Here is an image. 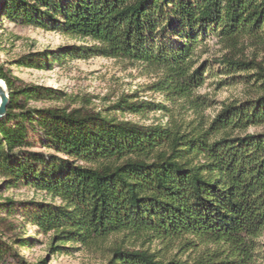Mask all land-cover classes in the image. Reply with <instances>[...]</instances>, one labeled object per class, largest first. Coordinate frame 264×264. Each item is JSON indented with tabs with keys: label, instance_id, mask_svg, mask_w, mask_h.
Wrapping results in <instances>:
<instances>
[{
	"label": "trees",
	"instance_id": "16d2710c",
	"mask_svg": "<svg viewBox=\"0 0 264 264\" xmlns=\"http://www.w3.org/2000/svg\"><path fill=\"white\" fill-rule=\"evenodd\" d=\"M38 26L90 39L95 48H60L21 58L16 65L45 70L50 63L93 56L140 63L162 71L150 90L163 101L125 96L113 110L131 115L164 114L166 122L138 126L83 110L29 109V102L59 100L50 88H20L0 63L8 104L0 119V190L24 186L58 204L0 202V264H29L15 248L26 246L21 229L8 222L22 215L37 234L53 233L48 252L91 246L121 234L107 264H253L264 260V96L222 104L212 119L202 113L214 102L195 95L212 60L200 62L198 44L209 35L224 49L247 39L264 48V0H0V24ZM221 87L249 82L264 69L224 57ZM181 102L192 120L174 121L170 107ZM33 134L31 140L29 135ZM39 148L50 154L32 152ZM61 155L62 157H58ZM157 242L163 249H142ZM186 261L166 258L175 244ZM165 252H164V251ZM45 258L37 264H47Z\"/></svg>",
	"mask_w": 264,
	"mask_h": 264
},
{
	"label": "rangeland",
	"instance_id": "374dc122",
	"mask_svg": "<svg viewBox=\"0 0 264 264\" xmlns=\"http://www.w3.org/2000/svg\"><path fill=\"white\" fill-rule=\"evenodd\" d=\"M196 54L199 61L207 63L212 60L213 66L211 77L203 86L195 91V95L205 96L214 105L204 111L202 115L212 119L220 110L222 104L236 102L239 104L255 101L264 96V88L258 78V71L251 70L247 73H237L236 76H252L249 82H229L218 87L217 83L229 77H223L220 71L222 58L231 57L242 62H253L264 69V48L257 46L247 39H242L237 46L224 49L218 38L209 35L203 42L198 44ZM98 44L90 39L62 34L58 31H48L38 26L18 27L12 22L0 24V63L10 70L11 76L19 80L20 88L41 87L50 88L60 92L63 97L54 101L29 102V109H58L65 112L73 110L88 111L99 114L101 117L115 120L116 122H128L138 126H150L164 124L166 118L159 112H149L143 115H131L113 110V107L125 96L134 94L139 101H163L164 95L150 90L162 76V71L156 68H147L140 63L125 60L109 59L93 56L88 59H65L61 63H50L45 70L27 69L17 66L16 63L31 54L42 52H55L60 48L85 47L95 48ZM221 60V61H220ZM170 107L174 121L183 126L192 120L190 112L183 110L181 102H176ZM264 133V126L250 127L241 135H258ZM34 135H29V140ZM32 152L50 154L47 150L39 148L29 149ZM58 157H62L58 155ZM10 200L14 202H41L58 204L49 197L32 188L20 186L7 191L0 190V202ZM8 222L21 229L22 238L30 239L26 246L15 248L17 255L29 264H37L47 258V264H107L112 248L122 241L126 249H138L140 243L132 242L131 239L123 238L121 234L112 235L103 241L95 242L91 246L78 244H64V250L51 255L48 252V243L53 233L37 234L36 227L24 221L22 215L13 216ZM260 246L264 245V232L258 239ZM176 243L166 251V258L176 257L181 261L190 258V252H180ZM142 249L156 251L163 249L153 242L146 244ZM164 251V250H163ZM165 252V251H164ZM253 264H264V260H256Z\"/></svg>",
	"mask_w": 264,
	"mask_h": 264
},
{
	"label": "water",
	"instance_id": "95a60500",
	"mask_svg": "<svg viewBox=\"0 0 264 264\" xmlns=\"http://www.w3.org/2000/svg\"><path fill=\"white\" fill-rule=\"evenodd\" d=\"M7 90L2 81H0V119L5 116L6 106L8 104Z\"/></svg>",
	"mask_w": 264,
	"mask_h": 264
}]
</instances>
